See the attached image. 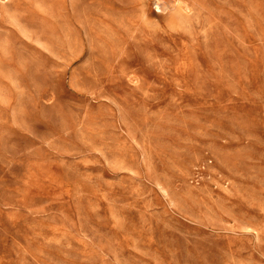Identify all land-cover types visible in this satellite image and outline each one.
Instances as JSON below:
<instances>
[{
  "label": "rangeland",
  "instance_id": "rangeland-1",
  "mask_svg": "<svg viewBox=\"0 0 264 264\" xmlns=\"http://www.w3.org/2000/svg\"><path fill=\"white\" fill-rule=\"evenodd\" d=\"M0 264H264V0H0Z\"/></svg>",
  "mask_w": 264,
  "mask_h": 264
}]
</instances>
